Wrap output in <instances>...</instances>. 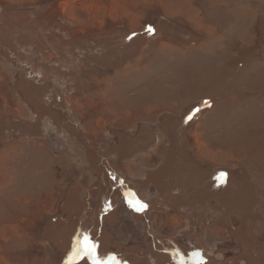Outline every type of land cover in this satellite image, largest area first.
<instances>
[{"label":"rangeland","instance_id":"1","mask_svg":"<svg viewBox=\"0 0 264 264\" xmlns=\"http://www.w3.org/2000/svg\"><path fill=\"white\" fill-rule=\"evenodd\" d=\"M174 1L0 0V264H264V0Z\"/></svg>","mask_w":264,"mask_h":264},{"label":"snow or ice","instance_id":"2","mask_svg":"<svg viewBox=\"0 0 264 264\" xmlns=\"http://www.w3.org/2000/svg\"><path fill=\"white\" fill-rule=\"evenodd\" d=\"M221 176L222 177L223 176H226V174L222 173ZM140 207L143 208V207H146V205L140 204ZM95 248H96V245L95 244H93V243H91L89 241H86L85 242V246L82 249V251L84 252L85 255H87V254H91L92 252H94L95 251ZM205 264H206V262H205Z\"/></svg>","mask_w":264,"mask_h":264},{"label":"water","instance_id":"3","mask_svg":"<svg viewBox=\"0 0 264 264\" xmlns=\"http://www.w3.org/2000/svg\"><path fill=\"white\" fill-rule=\"evenodd\" d=\"M191 258L194 260L195 263L200 264L205 261V259L202 257V251L197 250L190 254Z\"/></svg>","mask_w":264,"mask_h":264},{"label":"trees","instance_id":"4","mask_svg":"<svg viewBox=\"0 0 264 264\" xmlns=\"http://www.w3.org/2000/svg\"><path fill=\"white\" fill-rule=\"evenodd\" d=\"M151 27H152V26H149V30L151 29ZM152 32H154V31L151 30V33H152ZM123 196L125 197V198H124L125 201H127V203H128L130 206H131V205L133 206V209H136V210L139 209V210H140V208H141V207H140L141 202H138V203H135V204H134V202L131 200L130 196H129L126 192H123ZM142 204H143V203H142Z\"/></svg>","mask_w":264,"mask_h":264},{"label":"crops","instance_id":"5","mask_svg":"<svg viewBox=\"0 0 264 264\" xmlns=\"http://www.w3.org/2000/svg\"><path fill=\"white\" fill-rule=\"evenodd\" d=\"M173 4H174V6L176 7L177 5H179V2L173 0ZM196 16H197L198 18H200V17H199V14H196ZM197 17H195L197 23H198L199 21L202 22V20H201V19L199 20ZM198 24H199V23H198ZM192 109H193V108H192ZM192 109L190 110L191 112H192ZM190 111H189L188 113H190ZM199 115H200V114H198V115L195 117L194 120H197V118H198ZM186 116H188V114H186L185 117H186ZM193 124H194V122L191 121L188 125H189V126H192Z\"/></svg>","mask_w":264,"mask_h":264},{"label":"flooded vegetation","instance_id":"6","mask_svg":"<svg viewBox=\"0 0 264 264\" xmlns=\"http://www.w3.org/2000/svg\"><path fill=\"white\" fill-rule=\"evenodd\" d=\"M194 251H197V250H194ZM194 251H191V252L189 253V256H190V254H191L192 252H194ZM190 258H191V256H190ZM200 264H203V263H200Z\"/></svg>","mask_w":264,"mask_h":264}]
</instances>
